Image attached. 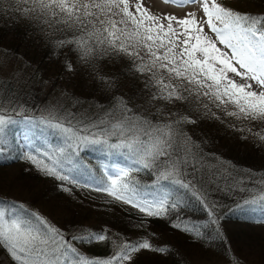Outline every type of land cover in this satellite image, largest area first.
I'll use <instances>...</instances> for the list:
<instances>
[{"label": "snow or ice", "instance_id": "1", "mask_svg": "<svg viewBox=\"0 0 264 264\" xmlns=\"http://www.w3.org/2000/svg\"><path fill=\"white\" fill-rule=\"evenodd\" d=\"M165 2L196 7L177 15L153 12L145 0H0V19L22 25L26 36H38L53 53L67 49L74 58L66 55L63 69H87L104 101L64 91L37 116L12 103L18 94L0 97V155L15 151L9 129L23 124L13 158L58 181L63 192L105 193L143 216L164 219L194 200L218 233L222 213L214 195L239 192L246 195L238 206L258 207L262 215L255 223L264 224V172L239 175L185 131L203 119H231L244 126L229 127L264 142V127L247 126L264 125V12L240 11L220 0ZM116 60L127 62L134 86L142 84L136 94L116 95L118 81L105 69ZM30 67L15 51L0 48V76L26 86L27 77L35 81ZM45 130L59 145L48 141ZM92 148L123 163L106 165L94 177L78 159ZM171 226L200 239L209 225L178 217ZM105 241L113 248L107 258L81 251ZM0 249V264H125L141 250H166L148 239H112L107 230L61 228L24 202L0 203Z\"/></svg>", "mask_w": 264, "mask_h": 264}, {"label": "trees", "instance_id": "2", "mask_svg": "<svg viewBox=\"0 0 264 264\" xmlns=\"http://www.w3.org/2000/svg\"><path fill=\"white\" fill-rule=\"evenodd\" d=\"M238 1H245V5H238ZM220 2L240 11L264 12V0ZM246 5L251 6V9ZM0 48H7L24 57L31 65L29 72L35 73L33 83L42 82L44 85L49 82V92L67 91L104 103L103 91L98 82L88 75L87 69H77L72 73L63 69L64 57L67 55L70 60L74 58L67 49L53 53L51 46L38 36L31 33L26 36L22 25L12 26L10 22L0 19ZM105 69L118 81L119 91L116 95L132 96L142 87L139 82L134 86V78L128 74L126 61H110ZM10 85L11 81H1L4 90ZM231 123H236L237 127L244 126L231 119H226L224 123L203 119L195 126H186L185 131L193 139L205 141L206 152L230 161L239 175H245L247 170L264 172V142L247 132L234 130L228 126ZM247 126L252 127L253 131L264 127L259 123ZM44 136L53 145H59V138L54 134L45 130ZM9 138L15 151L9 155H0V203L24 202L30 209L43 214L61 228L76 225L92 231L107 230L112 239H148L153 247L166 249L164 252L145 250L125 264H264V230L254 229L256 226L264 227V224L255 223L262 214L258 207L238 206L245 193L214 195V199L221 204L218 210L222 213L219 233L209 224L203 209L194 200H189L178 213H169L166 219L146 217L137 209L116 202L105 193L75 187L71 194L61 191L58 181L37 172L24 160L13 158L20 152V146L16 144L11 131ZM78 159L92 169V175L98 178L104 166L123 163L120 157L105 155L94 148L83 151ZM7 173H10L12 179L8 178ZM137 178L146 184L151 180L146 174H138ZM16 185L24 188L27 198L14 194ZM178 217L209 226L203 230L202 238L194 239L171 226ZM80 248L87 255L98 258H107L113 250L109 241L85 244ZM0 252L3 250L0 249Z\"/></svg>", "mask_w": 264, "mask_h": 264}, {"label": "rangeland", "instance_id": "3", "mask_svg": "<svg viewBox=\"0 0 264 264\" xmlns=\"http://www.w3.org/2000/svg\"><path fill=\"white\" fill-rule=\"evenodd\" d=\"M244 2L245 1H238L236 3L238 5H245ZM145 3L151 6V10L153 12H157V13L171 12L177 15H181L184 11L191 10L196 7L195 5H189L187 8H181V7H177L174 4L166 3L165 0H145ZM246 6L251 9V6L248 5ZM26 80H27L26 86H22L25 84V82L0 76V97H5V95H7L9 98H11L13 92L18 94L20 96V99L19 100L12 99V103L13 104L23 103L25 108L28 109V115L34 113L37 116H39L41 112H43L48 106L55 104L58 99H61L62 91L49 92L50 91L49 82L45 83L44 85L42 82L33 83L30 76L27 77ZM1 81L3 82L11 81L12 85L7 86L4 90L1 86ZM25 99L27 101L26 103H24ZM5 106L8 107L10 105L6 104ZM23 127H24L23 124L15 125L12 128H10L9 131L15 134L17 130L22 129ZM0 176H2L1 173ZM7 176L9 179H12L10 173H7ZM14 194L20 198H27V193L25 192L24 188H22L20 185H16ZM254 229L255 231L260 229L264 230V227L256 226L254 227ZM144 251L145 250H141L139 252L133 253L132 257ZM3 255L4 252H0V257H3Z\"/></svg>", "mask_w": 264, "mask_h": 264}]
</instances>
